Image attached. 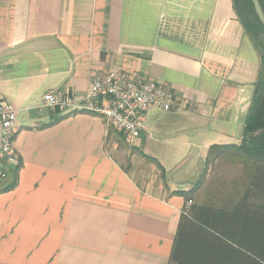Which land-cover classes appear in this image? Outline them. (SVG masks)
<instances>
[{"label":"crops","instance_id":"crops-1","mask_svg":"<svg viewBox=\"0 0 264 264\" xmlns=\"http://www.w3.org/2000/svg\"><path fill=\"white\" fill-rule=\"evenodd\" d=\"M259 69L232 0H0V103L17 110L20 161L0 186V264H168L194 184L155 183L134 161L164 171L183 149L202 163L210 146L238 145ZM112 70L182 101L146 112L129 169L99 117L40 108Z\"/></svg>","mask_w":264,"mask_h":264},{"label":"trees","instance_id":"trees-1","mask_svg":"<svg viewBox=\"0 0 264 264\" xmlns=\"http://www.w3.org/2000/svg\"><path fill=\"white\" fill-rule=\"evenodd\" d=\"M258 2L264 14V0ZM232 6L245 34L259 51L260 69L252 102L239 144L210 146L198 179L187 193L180 194L185 202H192L190 196L201 185L204 168L225 153L243 164L247 186L242 195L233 191L217 205L200 202L184 208L168 264H264V27L251 0H232ZM140 155L163 173L154 158Z\"/></svg>","mask_w":264,"mask_h":264},{"label":"built area","instance_id":"built-area-1","mask_svg":"<svg viewBox=\"0 0 264 264\" xmlns=\"http://www.w3.org/2000/svg\"><path fill=\"white\" fill-rule=\"evenodd\" d=\"M181 107L182 101L172 90L153 79L122 70H112L91 82L84 96L49 92L40 104V108L53 112L98 116L107 129L121 135L130 147L136 146L149 109L170 113ZM17 133V110L11 104L0 103V179H6L9 171L19 169L15 149ZM191 204L190 200L185 202L184 208L188 209Z\"/></svg>","mask_w":264,"mask_h":264},{"label":"rangeland","instance_id":"rangeland-1","mask_svg":"<svg viewBox=\"0 0 264 264\" xmlns=\"http://www.w3.org/2000/svg\"><path fill=\"white\" fill-rule=\"evenodd\" d=\"M107 130V148L111 149V155L120 162L123 168H131L130 159L135 152L134 147L128 146L123 137L111 128ZM112 145L115 146L114 149H112ZM202 155V151L198 149H183L178 156L180 157L178 161L173 162L170 160L165 162L163 160L165 169L162 174L154 171V168L149 166V163L143 158H138L139 161H134V168L143 178L152 179L155 183H161V179H163L166 183L176 184L177 187L183 189L190 186L188 183L194 184L196 182L202 168L200 159ZM230 155L225 153L215 163H210L204 168L205 176L203 181L199 187L194 189L190 196L192 204L207 202L217 205L231 196L233 191H238L239 195L243 194V190L247 186L245 184V175L243 174L244 166L234 159L231 160ZM8 181L9 179L7 178L0 179V186L7 184Z\"/></svg>","mask_w":264,"mask_h":264},{"label":"water","instance_id":"water-1","mask_svg":"<svg viewBox=\"0 0 264 264\" xmlns=\"http://www.w3.org/2000/svg\"><path fill=\"white\" fill-rule=\"evenodd\" d=\"M251 3L253 5V9L255 11V14H256L260 24L264 27V14L262 12V9L260 7L258 0H251Z\"/></svg>","mask_w":264,"mask_h":264},{"label":"bare ground","instance_id":"bare-ground-1","mask_svg":"<svg viewBox=\"0 0 264 264\" xmlns=\"http://www.w3.org/2000/svg\"><path fill=\"white\" fill-rule=\"evenodd\" d=\"M98 117V116H97Z\"/></svg>","mask_w":264,"mask_h":264}]
</instances>
